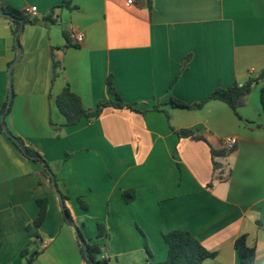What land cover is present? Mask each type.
Segmentation results:
<instances>
[{
    "label": "crops",
    "instance_id": "obj_1",
    "mask_svg": "<svg viewBox=\"0 0 264 264\" xmlns=\"http://www.w3.org/2000/svg\"><path fill=\"white\" fill-rule=\"evenodd\" d=\"M150 1L149 7L147 0L129 6L125 0H0V7L19 11L36 7L37 19L20 35L5 126L47 162L75 225L84 239L100 242L108 264L164 260L162 234L175 229L214 253L203 264H239L240 235L255 248V264H264L262 81L236 113L219 100L197 110L167 103L169 97L203 101L264 68V0ZM54 7L57 22L44 21ZM69 24L83 31L80 45L64 37ZM15 55L11 22L0 16V112ZM52 57L62 69L51 83ZM108 78L139 112L109 107L91 122L65 126L55 103L62 89L93 109L111 98ZM181 129L204 141L178 137ZM227 138L236 139L230 152L221 147ZM210 148L224 153L213 156ZM122 191L134 198L125 202ZM42 197L47 211L35 227ZM97 223L104 226L101 239ZM35 249L30 264H83L42 164L25 158L0 127V264H26Z\"/></svg>",
    "mask_w": 264,
    "mask_h": 264
},
{
    "label": "trees",
    "instance_id": "obj_2",
    "mask_svg": "<svg viewBox=\"0 0 264 264\" xmlns=\"http://www.w3.org/2000/svg\"><path fill=\"white\" fill-rule=\"evenodd\" d=\"M148 6L150 7L151 1L147 0ZM57 7H54L50 10L49 14L46 15L43 20L50 23H56L57 19L54 17V11ZM0 11L3 12V16L7 18L12 25V31L14 36V46L15 49L20 46V35L23 32V29L26 25L35 24L37 19L29 17L26 11H19L11 7H0ZM64 37L68 40V35L64 33ZM188 63V57L185 58L183 62V68L186 67ZM60 63L52 57V78L51 83L56 80L61 72ZM262 81L259 90L260 104L261 108L264 111V68L254 77L249 78L246 82L241 85L235 84L228 88H217L215 89L205 100L194 103L186 104L180 100H177L173 97L167 99V103L172 107L180 109H190L197 110L203 107V105L209 100H219L226 103L235 113L237 109L242 106L244 98L250 94L253 85ZM108 91L111 96L108 100H102L97 102L96 106L93 109L83 108L81 101L77 95L69 90L68 87L62 89V91L56 96L55 103L60 111V113L65 118V126H72L79 123L82 119H85L89 122L97 119L106 108H114L116 110L129 109L131 111L139 112L136 109H133V106L127 103H124L119 95L116 93L111 78L107 79ZM12 88V85H11ZM13 91L11 90V98L4 103L3 108L1 109L0 114H7L10 110L12 103ZM153 109H157L154 107ZM5 126V122H0L1 130ZM6 127V126H5ZM5 134V133H4ZM176 134L178 137H189L196 140H203L202 137L196 135L191 129H181L177 130ZM7 138L13 143V145L18 149V151L27 159L42 164L43 174L45 179L49 182L51 188L54 190L52 180L55 182L57 192L60 194V203L63 213V218L65 223L68 225H74L78 229L76 233L77 241L78 238L84 239L81 231L75 225L73 218L65 205V201L68 199L66 195H63L57 185V179L52 170L50 169L47 162L43 157L34 149L27 146L24 140L13 135L9 130L8 134H5ZM204 141V140H203ZM210 153L213 156H218L224 153V151H215L210 148ZM55 191V190H54ZM55 191V192H56ZM121 196L125 202H130L134 198L133 191H122ZM38 205V215L34 219L32 225L35 227H40L45 219V213L47 211L48 199L46 197L37 199ZM31 225H28L27 228H30ZM97 235L96 239H101L104 236V226L102 223H97ZM163 241L167 245V255L162 261H147L145 264H203L207 259L214 257L213 252H209L205 247L196 239L189 231L182 229H175L162 234ZM86 254L84 253L82 247L79 244L80 251L82 254L83 264H108V260L101 257L103 253V246L100 242L90 243V240H86ZM36 243V241H35ZM234 248L238 255L239 264H255L256 261V251L253 246H248L246 243V235H240L234 241ZM29 252L24 249L21 252L22 256H26ZM38 251L33 250L28 258L26 259V264H30L32 260L36 257Z\"/></svg>",
    "mask_w": 264,
    "mask_h": 264
},
{
    "label": "built area",
    "instance_id": "obj_3",
    "mask_svg": "<svg viewBox=\"0 0 264 264\" xmlns=\"http://www.w3.org/2000/svg\"><path fill=\"white\" fill-rule=\"evenodd\" d=\"M135 0H125L126 5H132L134 4ZM27 14L29 17L34 18L36 7H30L27 11ZM67 34H68V40L72 45H80L84 40V33L81 30V28L77 24H69L67 26ZM221 147L226 152H230L235 149L236 147V139L235 138H227L221 142Z\"/></svg>",
    "mask_w": 264,
    "mask_h": 264
},
{
    "label": "water",
    "instance_id": "obj_4",
    "mask_svg": "<svg viewBox=\"0 0 264 264\" xmlns=\"http://www.w3.org/2000/svg\"><path fill=\"white\" fill-rule=\"evenodd\" d=\"M3 12L0 11V16H3ZM20 56H21V49L19 47L16 48V55H15V58L13 60V62L9 65L8 67V70H7V74H8V82H9V90H8V101L10 100L11 98V70L13 68V66L18 62V60L20 59ZM0 122H3V115L1 114L0 115ZM3 132L5 134H8V129L4 126L3 127ZM218 166V165H217ZM52 184H53V187H54V190L56 191L57 188L55 186V182L52 180ZM56 194L57 196L60 198V194L59 192L56 191ZM71 227L75 230L76 233H78V229L72 224ZM78 243L80 244V246L82 247L84 253L86 254V241L82 238H78Z\"/></svg>",
    "mask_w": 264,
    "mask_h": 264
},
{
    "label": "rangeland",
    "instance_id": "obj_5",
    "mask_svg": "<svg viewBox=\"0 0 264 264\" xmlns=\"http://www.w3.org/2000/svg\"><path fill=\"white\" fill-rule=\"evenodd\" d=\"M7 128V127H6Z\"/></svg>",
    "mask_w": 264,
    "mask_h": 264
}]
</instances>
